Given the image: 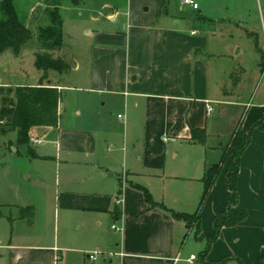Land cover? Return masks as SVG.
<instances>
[{
    "label": "crops",
    "instance_id": "obj_1",
    "mask_svg": "<svg viewBox=\"0 0 264 264\" xmlns=\"http://www.w3.org/2000/svg\"><path fill=\"white\" fill-rule=\"evenodd\" d=\"M181 6L198 9L181 0H127L123 10L110 3L86 9L93 26L85 31L87 47L78 56L53 51L72 60L74 83L62 82L54 70L42 81L59 91L56 125L31 128L29 136L40 138L31 145L34 157L24 145L8 146L64 173L84 171L79 189L58 196V210L93 211L96 226L99 216L116 221L111 228L119 234L109 240L115 254L95 258L99 251L93 250L90 258L92 245L84 236L73 246H59L58 235L52 246L17 245L10 238L0 244V264H27L36 256L42 264H68L67 253H74L73 264H188L191 253L195 264H221L223 258H228L224 264H240L238 259L264 264V49L258 48L260 57L250 69L216 66L229 53L212 47L200 27H189ZM259 118L240 156L237 196L226 185L227 157L200 206L198 228L211 234L214 216L227 205L245 209L247 216L223 227L200 257L206 240L170 210L198 208L205 167L221 160L222 147L237 127L246 131ZM194 128L204 129L203 141L191 139ZM11 135L16 142V131ZM104 177L116 192L114 204H104L102 193L91 186ZM147 178L163 183L162 195L143 185ZM137 186L145 187L156 205L150 206ZM90 234L93 241L99 237Z\"/></svg>",
    "mask_w": 264,
    "mask_h": 264
},
{
    "label": "rangeland",
    "instance_id": "obj_2",
    "mask_svg": "<svg viewBox=\"0 0 264 264\" xmlns=\"http://www.w3.org/2000/svg\"><path fill=\"white\" fill-rule=\"evenodd\" d=\"M76 2L75 4L71 0H62L60 3L61 51L70 56H78V52L89 43L90 38L85 31L93 26L86 9L97 10L103 3H110L123 10L127 0ZM197 2L199 5L197 10L192 11L186 6H181L182 13L189 24L192 23L189 27H200L206 33L212 47L218 51L226 49L229 53L226 58L219 59L217 63L221 64L216 66H222V69L229 66L234 70L236 68L234 66L240 64L247 69L252 68L260 57L258 48L264 49V0H197ZM13 4L20 20L30 28L32 38L18 54L9 49L0 53V110L4 106V101L14 100L17 87L37 84L40 73L33 63L35 53L41 50L37 40V29L48 23L43 0H13ZM204 18H209L211 23L205 22ZM236 49L239 51L237 54ZM69 61L72 60H68V63ZM56 72L62 82L74 83L71 65ZM4 123L5 121L0 119V244H6L11 238L12 243L17 245L52 246L58 235L59 246H73L78 243L76 238L84 236L86 242L92 245V250L88 254H93V250L99 251L95 258H101L110 252L112 244L109 240L119 234L111 228L112 225H117L116 221L110 217L99 216L100 224L96 226L93 211L86 213L63 208L58 210V196L66 191L79 189L80 179L85 177L84 171L76 170L75 174L64 173L62 167L59 169L49 161L28 160L17 152L9 151L8 146H16L17 143L11 140V129ZM30 144L33 145L32 142ZM40 147L41 144L37 149ZM106 179L110 180L104 177L103 180L93 182L91 185L98 193H102L104 204L108 203L107 200H113L111 196L116 194ZM145 181L144 186L148 189L151 187L156 195H162L161 181L149 178ZM166 184L169 186L170 183ZM91 186L88 185L86 188H92ZM105 196H109L108 199ZM118 199L120 200V197ZM111 203L114 204V200ZM26 204L34 206L32 223L20 217L18 205ZM93 232L99 235L95 241L90 234ZM59 254L65 255V252L61 251ZM67 254L65 261L73 264L70 256L74 253ZM26 261L27 264H42L37 256Z\"/></svg>",
    "mask_w": 264,
    "mask_h": 264
},
{
    "label": "trees",
    "instance_id": "obj_3",
    "mask_svg": "<svg viewBox=\"0 0 264 264\" xmlns=\"http://www.w3.org/2000/svg\"><path fill=\"white\" fill-rule=\"evenodd\" d=\"M62 0H43L46 5L45 12L48 16V23L39 26L37 29V40L41 50L35 53L34 66L40 70V83L38 85H24L15 89V98L12 101H4L0 110V119L4 120V125L16 131V143L24 145L29 156L34 157L35 152L29 142V132L32 127L54 126L58 120L59 91L57 87L42 85V81L47 78L49 70L62 71L69 67L68 61L63 56L55 57L53 51L61 50L62 18L60 14V3ZM77 3V0H71ZM32 38L30 28L20 20L13 0H0V53L6 49L18 54L21 48ZM262 53V65H264V53ZM261 118L250 124L246 131L237 127L232 133L227 143L222 147V157L217 163L207 165L202 176L204 184L201 200L198 208L193 213L176 212L170 210L175 219L185 221L187 227L195 226V236L204 238L206 245L200 252V257H204L209 250L211 243L217 238L220 230L225 226L235 225L247 216L243 208L233 209L227 205L218 212L213 219V232L211 234H201L199 231V209L212 187L213 182L219 174L222 162L229 157L227 167L226 185L237 196L236 176L239 167L240 156L246 148L251 130L254 126H260ZM205 131L202 128L191 130V139L203 141ZM141 189L145 201L150 205H156L150 193L145 187L137 186ZM20 217L26 218L29 222L33 218V207L27 205L20 207ZM228 258H223L224 264ZM240 264H243L238 259Z\"/></svg>",
    "mask_w": 264,
    "mask_h": 264
},
{
    "label": "built area",
    "instance_id": "obj_4",
    "mask_svg": "<svg viewBox=\"0 0 264 264\" xmlns=\"http://www.w3.org/2000/svg\"><path fill=\"white\" fill-rule=\"evenodd\" d=\"M181 3L183 5H188L190 7H192L193 9H197L198 8V3L196 0H181ZM208 110H211V107L207 108ZM118 117H120V115H118ZM29 140L30 142H32L33 144L39 143L40 142V138L36 137L34 135L29 136ZM117 202H119V199H116ZM113 228H115V226H112ZM115 253L114 252H108L107 255L108 256H113ZM90 258L94 257V254H90L89 255ZM196 255L191 253L189 254L188 258L186 259L188 264H195V260H196Z\"/></svg>",
    "mask_w": 264,
    "mask_h": 264
},
{
    "label": "water",
    "instance_id": "obj_5",
    "mask_svg": "<svg viewBox=\"0 0 264 264\" xmlns=\"http://www.w3.org/2000/svg\"><path fill=\"white\" fill-rule=\"evenodd\" d=\"M12 150H15V148H14V147H12Z\"/></svg>",
    "mask_w": 264,
    "mask_h": 264
}]
</instances>
